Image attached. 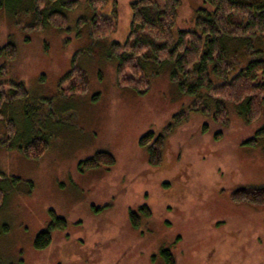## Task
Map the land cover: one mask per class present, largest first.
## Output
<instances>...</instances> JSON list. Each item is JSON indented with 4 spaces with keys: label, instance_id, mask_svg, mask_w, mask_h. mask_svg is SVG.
Masks as SVG:
<instances>
[{
    "label": "rangeland",
    "instance_id": "rangeland-1",
    "mask_svg": "<svg viewBox=\"0 0 264 264\" xmlns=\"http://www.w3.org/2000/svg\"><path fill=\"white\" fill-rule=\"evenodd\" d=\"M98 1L94 9L91 0H59L65 25L29 30L37 1L0 0V48L17 49L10 64L0 57V264H165L162 250L175 264H264V207L230 198L239 187L264 186V140L245 145L264 126V110L251 124L230 103L217 113L184 93L150 51L147 90L119 86L111 48L125 43L137 0ZM179 1L174 32L192 30L202 2ZM97 15L115 16L104 38L91 36ZM73 66L88 88L66 95L59 82ZM16 83L26 97L11 94ZM174 122L161 164L151 166L140 138ZM34 138L47 142L38 159L22 151ZM97 152L114 165L83 169ZM142 207L150 217L134 228L130 213ZM56 219L65 227L57 223L50 245L36 249Z\"/></svg>",
    "mask_w": 264,
    "mask_h": 264
},
{
    "label": "trees",
    "instance_id": "trees-1",
    "mask_svg": "<svg viewBox=\"0 0 264 264\" xmlns=\"http://www.w3.org/2000/svg\"><path fill=\"white\" fill-rule=\"evenodd\" d=\"M30 1L31 7L37 1L35 8L38 9L34 11L35 22L28 27L29 30L42 29L47 25L61 29L65 25V14L55 7L60 4L57 3L59 0ZM198 1L202 5L195 10L194 28L176 32L174 29L179 0H137L131 4L128 37L124 44H114L111 48V55L116 61L117 83L137 92H145L149 82L143 57L150 51L153 61L170 65L171 80L184 93L197 101H211L217 113L224 109L223 102L233 104L237 115L246 124H251L262 117L264 110V0ZM95 2L91 0L90 3L94 9L97 4ZM104 2L99 0V7ZM74 6L75 2H72L67 7L73 9ZM114 28L115 16L99 15L92 21L91 36L104 38ZM16 56L17 49L12 42L0 48V57L7 64L12 63ZM1 70L5 71V68ZM15 87L17 90L11 93L13 96H27L22 84L16 83ZM59 88L66 95L85 93L88 88L85 72L73 66L59 82ZM4 95L0 94L1 97ZM175 123L165 133L155 136L148 132L140 138L139 145L146 148L151 166L161 164L165 136ZM260 140H264V126L245 145L254 148ZM46 150L47 142L42 138H34L22 149L26 156L34 159L40 158ZM114 163L111 154L97 152L80 166L89 170L99 166L110 167ZM2 198L3 190L0 186V201ZM230 198L234 203L264 207V186L239 187ZM141 215L150 217L149 209L142 207L138 213H130L134 228L139 227ZM59 226L65 227L63 219H56V224L40 232L34 240V247H48L51 243V230ZM161 256L165 264H175L169 250H162Z\"/></svg>",
    "mask_w": 264,
    "mask_h": 264
},
{
    "label": "flooded vegetation",
    "instance_id": "flooded-vegetation-1",
    "mask_svg": "<svg viewBox=\"0 0 264 264\" xmlns=\"http://www.w3.org/2000/svg\"><path fill=\"white\" fill-rule=\"evenodd\" d=\"M232 203H233V204H236V206H237V205H243V204H240V203H239V204H238V203H234V202H232Z\"/></svg>",
    "mask_w": 264,
    "mask_h": 264
}]
</instances>
